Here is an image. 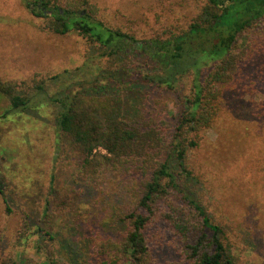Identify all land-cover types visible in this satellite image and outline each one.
I'll list each match as a JSON object with an SVG mask.
<instances>
[{
    "label": "trees",
    "instance_id": "trees-1",
    "mask_svg": "<svg viewBox=\"0 0 264 264\" xmlns=\"http://www.w3.org/2000/svg\"><path fill=\"white\" fill-rule=\"evenodd\" d=\"M195 1L199 4L183 17L140 40L107 27L91 0H22L46 31L82 37L88 52L74 71L21 82L0 79V95L10 104L0 119L42 105L53 109L56 159L71 163L83 185L94 181L99 193L101 174L119 179L129 205L119 218L117 237L101 232L89 237L97 264H237L191 157L255 62L264 34V0ZM187 77L191 91L178 114L170 105L148 108L145 88L175 92ZM140 92L134 110L127 101ZM53 183L52 176L53 212L78 216L80 192ZM7 189L0 174V197L10 212ZM171 243L177 258L161 260ZM52 256L48 252L37 262L18 255L2 264H66Z\"/></svg>",
    "mask_w": 264,
    "mask_h": 264
},
{
    "label": "rangeland",
    "instance_id": "rangeland-1",
    "mask_svg": "<svg viewBox=\"0 0 264 264\" xmlns=\"http://www.w3.org/2000/svg\"><path fill=\"white\" fill-rule=\"evenodd\" d=\"M91 1L100 8L99 20L107 27L140 40L197 4L195 0ZM171 7L177 12L170 13ZM258 40L255 62L226 97L222 116L191 157L202 174L208 201L223 220L237 264H264V34ZM87 52L88 43L82 37L46 31L43 20L35 18L22 0H0V79L21 82L74 71L82 66ZM190 91L187 77L175 92L152 88L143 92L149 109L170 105L178 114ZM141 94L133 95L128 106L135 110ZM9 108L0 95V116ZM55 138L54 113L47 106L0 119V174L8 183L5 197L10 211L0 197V264L18 255L40 262L48 252L60 263L97 264L89 237L95 232L111 237L120 233L119 218L130 198L118 185L119 179L101 174L104 190L100 193L94 181L83 185L71 163L56 159ZM52 176L53 186L80 192L78 216L53 212ZM77 217L80 221L75 223ZM159 258L175 260L174 243Z\"/></svg>",
    "mask_w": 264,
    "mask_h": 264
},
{
    "label": "built area",
    "instance_id": "built-area-1",
    "mask_svg": "<svg viewBox=\"0 0 264 264\" xmlns=\"http://www.w3.org/2000/svg\"><path fill=\"white\" fill-rule=\"evenodd\" d=\"M103 152V151H102Z\"/></svg>",
    "mask_w": 264,
    "mask_h": 264
}]
</instances>
